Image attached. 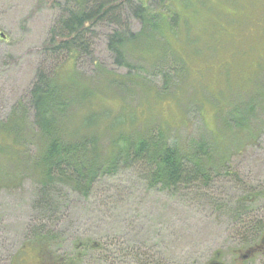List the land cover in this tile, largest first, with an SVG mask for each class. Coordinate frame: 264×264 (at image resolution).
I'll list each match as a JSON object with an SVG mask.
<instances>
[{"label":"rangeland","instance_id":"obj_1","mask_svg":"<svg viewBox=\"0 0 264 264\" xmlns=\"http://www.w3.org/2000/svg\"><path fill=\"white\" fill-rule=\"evenodd\" d=\"M141 1L155 19L143 27L121 8L120 24L97 23L87 32L89 54L75 60L45 46L76 0H0V121L28 105L37 72L58 68L60 82L74 77L97 88L96 96L103 91L108 107L149 108L148 117L155 114L180 142L209 140L229 123L227 165L208 182L170 189L150 186L142 165L120 167L100 177L88 196L52 186L44 214L33 205L42 188L30 161L16 168L0 158V264H37L40 256L45 264H209L216 252L226 263L227 254L256 242L264 229V0ZM146 30L149 48L129 40L118 63L108 36ZM138 86L153 89L154 98ZM239 104L251 111L246 135L234 120ZM94 105L101 106L99 98ZM32 114H25L29 126ZM27 141L35 154V140ZM39 234L49 242L35 244Z\"/></svg>","mask_w":264,"mask_h":264},{"label":"trees","instance_id":"obj_2","mask_svg":"<svg viewBox=\"0 0 264 264\" xmlns=\"http://www.w3.org/2000/svg\"><path fill=\"white\" fill-rule=\"evenodd\" d=\"M49 2L52 5L55 0ZM131 3V0H76L77 5L66 10L51 27L45 49L55 55L63 52L76 60L82 54H89L86 51L91 43L87 32L99 22L119 25L121 8L127 11L129 8L143 27L157 16L149 15L147 4L141 0L136 6ZM168 22L172 25L174 19L163 20L166 25ZM147 33L150 31L136 34L113 31L108 36V47L116 61L122 63L123 49L129 40L131 43L135 40L144 51L149 48L150 43L147 47L143 44ZM58 72V68L52 74L37 72L29 90L28 105L20 104L21 112L14 110L11 118L0 121V158L16 168L30 161V168L42 188L33 203L36 210L44 214L50 210L47 190L52 186L63 185L88 196L100 177L120 167L142 165L150 186L170 189L181 184L208 182L213 171L227 165V151L232 148L229 132L233 130L229 123L212 132L209 140L180 142L176 136L171 137V130L157 124L155 114L148 117L149 108L139 111L126 105L119 109L108 107L103 91L96 96L97 88L74 77L60 82ZM138 89L147 96L151 93L154 98L153 89L143 91L141 86ZM158 97L159 94L155 100ZM96 98L100 99L101 106L94 105ZM152 103L149 101L146 106ZM74 105L84 111L75 113ZM244 106L235 105L233 114L239 131L246 135L251 111L246 113ZM28 109L33 113L32 128L25 121ZM28 138L36 142L35 154L30 153ZM242 215L240 210L235 212L236 218ZM35 238V244L49 242L46 235Z\"/></svg>","mask_w":264,"mask_h":264},{"label":"flooded vegetation","instance_id":"obj_3","mask_svg":"<svg viewBox=\"0 0 264 264\" xmlns=\"http://www.w3.org/2000/svg\"><path fill=\"white\" fill-rule=\"evenodd\" d=\"M257 241L253 244L242 248L234 249L228 255V261L223 262L225 258L222 252L214 253L213 257L210 259L209 264H228V262L233 261L232 264H251L254 261V264H264V229L260 230L257 237ZM47 261L42 260V256L37 258V264H45Z\"/></svg>","mask_w":264,"mask_h":264},{"label":"water","instance_id":"obj_4","mask_svg":"<svg viewBox=\"0 0 264 264\" xmlns=\"http://www.w3.org/2000/svg\"><path fill=\"white\" fill-rule=\"evenodd\" d=\"M2 36V35H1Z\"/></svg>","mask_w":264,"mask_h":264}]
</instances>
